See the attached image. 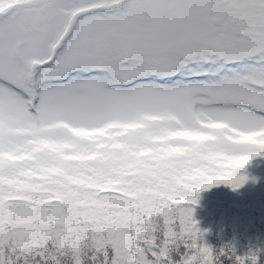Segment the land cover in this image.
<instances>
[{
	"label": "snow or ice",
	"instance_id": "6c2138e0",
	"mask_svg": "<svg viewBox=\"0 0 264 264\" xmlns=\"http://www.w3.org/2000/svg\"><path fill=\"white\" fill-rule=\"evenodd\" d=\"M264 157V0H0V264H261L200 194Z\"/></svg>",
	"mask_w": 264,
	"mask_h": 264
},
{
	"label": "trees",
	"instance_id": "16d2710c",
	"mask_svg": "<svg viewBox=\"0 0 264 264\" xmlns=\"http://www.w3.org/2000/svg\"><path fill=\"white\" fill-rule=\"evenodd\" d=\"M245 168H255L259 175L264 173V166H260L257 160ZM263 191L264 176L260 175L248 179L238 190L222 184L202 192L199 205L193 207L205 243L216 250L232 245L238 255H245L252 249H264V241L260 238V233L264 232V194H260ZM212 205L217 206L215 212H211ZM243 211L249 219L241 218L240 224L238 217L232 215ZM261 264H264V254L261 255Z\"/></svg>",
	"mask_w": 264,
	"mask_h": 264
},
{
	"label": "rangeland",
	"instance_id": "374dc122",
	"mask_svg": "<svg viewBox=\"0 0 264 264\" xmlns=\"http://www.w3.org/2000/svg\"><path fill=\"white\" fill-rule=\"evenodd\" d=\"M254 160L259 161V165L260 166H264V157H257ZM240 174L247 176L249 179H253L256 176L259 177L260 175L261 176H264V173L263 172H260V175H259L258 172H257V170L255 168H253L251 170H250V168H244L243 170L240 171ZM260 194H264V191L261 192ZM255 206H256V204H255ZM211 209H212L211 212H215L216 211L215 209H217V206L216 205H212L211 206ZM220 212L221 211H218V213H220ZM245 214H247V213L245 211H243V213H241V214L239 212H237L235 215H232V216L234 218H237L238 217L239 223L241 224V221H242L241 218L246 219V220L249 219ZM260 238L263 239V241H264V232L260 233ZM258 241H259V239L257 238V242ZM252 250H256V249H252Z\"/></svg>",
	"mask_w": 264,
	"mask_h": 264
}]
</instances>
